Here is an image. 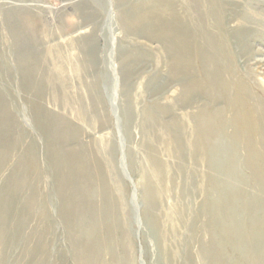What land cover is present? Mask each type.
<instances>
[{"label":"rangeland","instance_id":"obj_1","mask_svg":"<svg viewBox=\"0 0 264 264\" xmlns=\"http://www.w3.org/2000/svg\"><path fill=\"white\" fill-rule=\"evenodd\" d=\"M235 97L264 121V0H0V264H264Z\"/></svg>","mask_w":264,"mask_h":264},{"label":"bare ground","instance_id":"obj_2","mask_svg":"<svg viewBox=\"0 0 264 264\" xmlns=\"http://www.w3.org/2000/svg\"><path fill=\"white\" fill-rule=\"evenodd\" d=\"M172 16V15H171ZM221 21V20H220ZM212 73V72H211ZM211 78H212V76H210ZM220 80L221 79H218V80H215V82H216V84H218V87H220V86H223V90L225 89V85L223 84V83H220ZM213 81V80H212ZM199 83H201V82H196V83H194V84H192L191 86L189 85V87L190 88H192L194 85L195 86H197V84H198V86L200 85ZM215 84V85H216ZM229 88V87H228ZM222 89V88H221ZM240 89V88H239ZM241 89H243V87L241 86ZM249 89V88H248ZM234 92V91H233ZM230 95V94H229ZM244 95V94H243ZM235 96V95H234ZM244 97V96H243ZM243 97H242V99L241 98H239V97H235L234 98V100H233V102H234V104H235V110H236V115H237V120L238 121H240L239 123H241V127L240 128H242V133L241 134H237V140H240V139H242V138H246V140L248 141V142H253L252 141V138H251V136L253 137V135H255L257 132L259 133V134H261V135H263L264 136V121H261L260 122V120H258L257 121V119L255 118H253L252 117V114H250L251 113V109L248 107V105H246V101L245 100H243ZM253 116H254V114H253ZM258 117V116H257ZM214 119L213 118H207V119H204L203 121V125H204V127H205V129H206V131H204V137L206 138L210 133V131H211V128H210V126L211 127H213V125H212V121H213ZM212 131H214V129H212ZM211 134L213 135V132H211ZM210 134V135H211ZM254 138V137H253ZM232 151V150H231ZM232 153V152H231ZM230 153V151H229V154H231ZM229 154H227V156L229 155ZM235 154V153H234ZM256 155V154H255ZM231 156V155H230ZM253 157V156H252ZM261 157V162L260 163H262L263 162V164H264V157H262V156H260ZM259 157V158H260ZM228 158V157H227ZM233 158V157H232ZM251 158V157H250ZM229 159V158H228ZM254 159H258V158H255V156H254ZM251 159H249V161H250ZM259 160V159H258ZM226 161H228V160H226ZM253 161V160H252ZM76 162V161H75ZM229 162H231V157H230V160H229ZM254 162V161H253ZM260 163H257V165H259L260 167H261V164ZM229 164V163H228ZM232 164V163H231ZM255 164H256V162H255ZM262 164V165H263ZM74 165H76V164H74ZM232 166V165H231ZM77 168H79V167H77ZM83 167H81L80 169H82ZM261 169V171L262 170H264V169H262V168H260ZM86 169H84L83 170V172H86L85 171ZM257 171V170H256ZM82 172V173H83ZM72 177V176H71ZM73 179V178H72ZM84 183V182H83ZM82 183V184H83ZM84 185V184H83ZM83 185H82V187H83ZM81 187V186H80ZM86 187V186H85ZM80 189V188H79ZM87 189V188H86ZM89 190H87V192H88ZM79 192H80V194H79V196L81 195V194H83V195H85L86 196V194H85V192H86V190L84 189V188H82V190H79ZM77 196H78V194H77ZM78 196V197H79ZM75 197H76V195H75ZM84 198V197H83ZM76 201V200H75ZM88 201V200H87ZM90 202V201H89ZM71 205H72V203H70ZM90 204L92 205V208L91 209H89L88 211H87V214L89 215L90 214V218L92 219V220H94L93 222H95L96 220L97 221H101L102 220V223H104L105 221H109V210H108V208L106 207V208H99V209H97V207L94 205V204H92V202H90ZM70 209H72L73 210V205L70 207ZM74 211V210H73ZM110 222V221H109ZM108 222V223H109ZM102 226V225H101ZM100 226V227H101ZM109 229V228H107V227H104V229ZM108 232H109V230H108ZM108 234V233H107ZM97 238V237H96ZM100 245H102V243L100 244V243H98V245H93V248L92 249H90L88 252H89V254H86V253H82L81 255H80V258H81V262H82V264H101L100 263V251H101V246ZM247 252H246V254H244V256H245V259H246V262H248V263H250L251 261H249L248 260V258L246 257L247 255H250L251 256V253L249 252V250H248V247H247ZM245 250V251H246ZM253 255V254H252Z\"/></svg>","mask_w":264,"mask_h":264}]
</instances>
